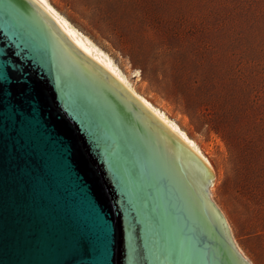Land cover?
I'll use <instances>...</instances> for the list:
<instances>
[{"label": "water", "instance_id": "water-1", "mask_svg": "<svg viewBox=\"0 0 264 264\" xmlns=\"http://www.w3.org/2000/svg\"><path fill=\"white\" fill-rule=\"evenodd\" d=\"M36 7L0 0V34L23 27L45 53L34 113L21 86L0 90V264H103L105 223L110 264H137L129 245L140 264H251L212 200L214 171Z\"/></svg>", "mask_w": 264, "mask_h": 264}, {"label": "rangeland", "instance_id": "rangeland-1", "mask_svg": "<svg viewBox=\"0 0 264 264\" xmlns=\"http://www.w3.org/2000/svg\"><path fill=\"white\" fill-rule=\"evenodd\" d=\"M49 2L195 141L238 248L264 264V0ZM162 87L194 97L202 128Z\"/></svg>", "mask_w": 264, "mask_h": 264}, {"label": "snow or ice", "instance_id": "snow-or-ice-1", "mask_svg": "<svg viewBox=\"0 0 264 264\" xmlns=\"http://www.w3.org/2000/svg\"><path fill=\"white\" fill-rule=\"evenodd\" d=\"M27 3L32 6V12L40 15V9L36 5L47 6V0H27ZM12 12L21 19L27 20L29 12L20 7H12ZM69 35H75L69 33ZM87 52V49H84ZM90 55V53H89ZM44 64L45 53L40 45L28 34L23 28H6L5 34H0V90L6 86L11 87L13 84L21 86V95L29 103V106L34 113L38 109V105L33 96L34 87L32 82L33 74L37 79H44ZM56 143L63 148L64 142L56 140ZM98 215V214H97ZM154 223L152 219L146 220L145 229L148 232H154ZM129 230L132 231L131 225ZM106 239L109 240L104 246V261L103 264H110L114 257L113 245L110 242L112 229L104 224ZM90 237L87 230L81 237V242L87 246ZM181 247L191 249L193 245L191 240L181 242ZM156 251H163L159 247ZM123 255L129 259H136L137 264H140L139 257L143 256V250L137 249L134 245H129L128 250H122ZM159 259V256L156 257ZM167 258V256L165 257Z\"/></svg>", "mask_w": 264, "mask_h": 264}, {"label": "bare ground", "instance_id": "bare-ground-1", "mask_svg": "<svg viewBox=\"0 0 264 264\" xmlns=\"http://www.w3.org/2000/svg\"><path fill=\"white\" fill-rule=\"evenodd\" d=\"M62 27L68 37L74 44L80 48L86 55L104 67L111 73L119 82L124 85L136 98H138L161 122H163L174 134H176L188 147H190L206 164L213 170V167L208 158L203 154L195 141L184 131L175 121L170 119L164 112L156 107L152 102L138 93L134 86L129 81L128 77L123 74L114 61L97 45H95L86 35L73 26L70 21L65 18L58 10L52 6L47 0V6L41 5ZM75 35H69V33ZM87 49V52L84 51ZM90 53V55H89Z\"/></svg>", "mask_w": 264, "mask_h": 264}, {"label": "trees", "instance_id": "trees-1", "mask_svg": "<svg viewBox=\"0 0 264 264\" xmlns=\"http://www.w3.org/2000/svg\"><path fill=\"white\" fill-rule=\"evenodd\" d=\"M163 92L168 96H174L177 98L178 102H180V104H182L183 106V111L185 114H188L190 116V118L196 122V124L202 128L203 121L201 120L202 115V110L201 107L199 105L198 102L194 101V97L192 95H189L188 93H181V92H174L173 89H169L168 87H162ZM210 94H213V92H210ZM264 100L263 97V93L261 92H257L256 95L254 96L253 99V103L258 104L259 102H262ZM180 100V101H179ZM182 102V103H181ZM227 116L229 117V110L227 113ZM229 122V119L228 121ZM231 125L229 124H225L219 127L216 126H212L211 128H213V130H215L216 132H223L225 133V130H227V128H230ZM226 134V133H225ZM243 205L245 206V203H243Z\"/></svg>", "mask_w": 264, "mask_h": 264}]
</instances>
